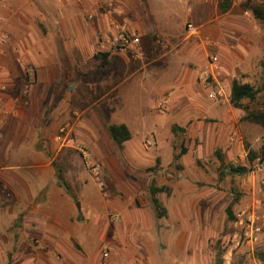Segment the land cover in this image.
<instances>
[{
    "label": "rangeland",
    "instance_id": "1",
    "mask_svg": "<svg viewBox=\"0 0 264 264\" xmlns=\"http://www.w3.org/2000/svg\"><path fill=\"white\" fill-rule=\"evenodd\" d=\"M219 1L0 0L4 11L20 9L14 22L28 31L26 35L35 37L31 28L38 31L47 58L53 55L60 63L51 95L42 99L40 94V105L37 98L29 100L27 86L17 91L20 100L28 99V116L38 124L37 147L49 152L46 156L51 159L53 219L62 221L63 234L53 235L51 241L54 262L76 264L69 256L77 259L83 250L93 252L98 246L96 264H123L117 257L136 251L137 244L145 241L141 234L149 230L156 237L145 245L144 255H150L157 264H164L159 259L217 264L227 251L231 252L232 264H263L256 255L264 253V168L259 160L248 162L244 143L258 152L264 130L240 121L243 111L231 106L229 91L233 80L256 88L264 78V29L246 10L248 2L264 8V0H232L228 13L218 10ZM156 22L168 34L163 40L154 29ZM122 25L138 38V58L134 50L119 43ZM4 33H0V39L5 38L0 47L7 40ZM219 39L227 51L222 56ZM98 51L109 53V65L78 76L76 60L86 63ZM233 52L244 54L235 69L231 64ZM213 56L220 63L214 72L215 81L210 78L206 87L198 77L208 71ZM20 57L17 69L23 77L22 71L33 69L24 56ZM176 78H180V87L167 90ZM153 82L164 84L151 100L145 95L141 100L139 94L125 100L124 91L138 93L141 85L150 88ZM217 84L223 89V98L214 100L209 89ZM243 105L255 113L264 110V99L244 101ZM13 109L19 111L16 103ZM119 124L130 133L121 150L106 132L108 125ZM64 125L71 127L68 137L72 143L68 147L55 142ZM173 127L184 133L175 136ZM181 144L187 152L173 162V147ZM78 148L86 151L87 158ZM217 154L226 164L246 167L248 173L218 182L221 167ZM87 163L99 165L98 175ZM57 171L69 193L58 187ZM151 183L169 189L168 195L157 196L166 210L161 219L156 218L148 199L146 188ZM228 207L232 208L233 220L226 215ZM122 208L127 210L126 245L112 231L120 223ZM248 216L261 242L246 257L240 253V248L247 246L245 241L241 238L236 245L231 237L238 233L242 237L249 229ZM175 241L181 243L182 251L175 248ZM105 245L110 251L106 261L101 257ZM62 246L70 254L61 251ZM14 255L9 256L13 264ZM19 260L15 262L19 264Z\"/></svg>",
    "mask_w": 264,
    "mask_h": 264
},
{
    "label": "crops",
    "instance_id": "2",
    "mask_svg": "<svg viewBox=\"0 0 264 264\" xmlns=\"http://www.w3.org/2000/svg\"><path fill=\"white\" fill-rule=\"evenodd\" d=\"M19 13L20 9L14 7L7 11L0 9V33L6 31L4 34H7L4 47H0V66L3 67L0 72V264H13L9 261L11 254H17L13 256L14 264H17L16 258L20 259L19 264H72L52 260L53 235L62 236L63 234L62 221L53 219L51 159L46 156L49 152L37 147L39 128L35 120L28 116V99L20 100L17 95L19 94L17 91L20 92L22 87L27 86L29 100L37 98V104L40 105L46 95L49 99L56 77L55 70L60 69V63L53 55L50 59L47 58L48 55L42 48L43 37L38 31L31 28L35 37L32 33L26 35L28 31L14 22V17ZM154 29L162 40L167 37L168 34L162 30L159 23L156 22ZM222 43L219 39L217 45L221 56L225 54L224 51L227 52ZM163 45L165 46V41ZM243 50L246 51L244 48ZM15 51L17 55L13 54ZM245 54L248 53L245 52ZM20 55L24 56V61L26 60L33 69L29 72L22 71L25 77H22L17 69L18 62L22 59ZM233 55L231 64L232 69H235L243 61L241 56L244 54L239 55L233 52ZM217 56L220 55L217 54ZM217 56L213 57L216 58L218 66L220 62ZM179 80L180 78L172 79L170 82L172 84L167 90H173L172 87L179 88ZM163 84L164 82L160 86L153 82L150 88L141 85L138 93L133 89L131 92L124 91V98L125 100L127 97L135 99L139 94L141 100L143 95L151 100V96L161 92ZM14 103L18 105L19 111L13 109ZM21 106L23 108H20ZM126 213L127 210L122 208L119 225L112 227V231H115L114 236L125 242V245L127 243L124 233L127 228ZM139 224L140 222L137 223L138 226ZM147 232L148 234H141L145 241L143 245L140 242L137 244L136 251L128 256L121 254L119 255L121 258L117 257L120 263L157 264L150 255H144L145 245L153 243V238L156 237L155 232L149 233V230ZM258 237L261 242V237ZM180 244L178 241L174 242L175 248L182 251L183 246ZM246 244L247 246L240 248V253H246V257H249L253 253L254 245L247 242ZM60 250L70 252L63 246ZM98 252L97 246L93 252L87 253L83 250L77 259L70 256L69 259L76 264H96ZM78 260H81V263H77ZM162 260L164 264H185L179 260L169 262L168 259H159V262L161 263Z\"/></svg>",
    "mask_w": 264,
    "mask_h": 264
},
{
    "label": "trees",
    "instance_id": "3",
    "mask_svg": "<svg viewBox=\"0 0 264 264\" xmlns=\"http://www.w3.org/2000/svg\"><path fill=\"white\" fill-rule=\"evenodd\" d=\"M232 0H220L217 4L218 10L221 13H226L231 8ZM246 10H248L252 17L260 22L264 29V8L260 5H252L250 2L246 4ZM110 63L109 53L106 52H95L88 62L84 63L80 59L76 60V67L78 70V76H83L88 73H91L96 70L106 68ZM264 70V65H261ZM258 98L264 99V78L262 79L258 87H253L247 83H240L237 80H233L230 85L229 91V103L235 109L243 111V116L240 118L241 122H249L261 127L264 130V110L258 111L255 113H250L248 109L243 105L244 101L250 103L256 101ZM106 132L118 150L122 149V146L125 142L130 139V133L127 127L124 124L119 125H108L106 127ZM172 132L177 136L178 132L184 133L183 129L178 127H173ZM178 150V152H176ZM244 150L246 151L248 162L252 163L255 160H259L261 165L264 168V140L258 152H254L250 149L247 143H244ZM187 149L181 144L179 146L173 147V162L177 161L180 157L185 155ZM218 161L220 162V171L217 173L218 182H223L227 177L243 176L248 173V169L243 166H237L232 164H226L221 156L217 154ZM158 163V160H157ZM57 185L60 188H63L65 192L69 193V187L64 181L63 176L59 171L56 174ZM149 202L155 212L157 219H161L166 215V210L163 208L159 202L157 196L159 194H169V189L167 187H156L154 183H151L146 188ZM263 193V209H264V185L262 187ZM226 215L229 219L233 220L232 208L228 207L226 210ZM256 258L264 264V253H258ZM217 264H220V261H217Z\"/></svg>",
    "mask_w": 264,
    "mask_h": 264
},
{
    "label": "built area",
    "instance_id": "4",
    "mask_svg": "<svg viewBox=\"0 0 264 264\" xmlns=\"http://www.w3.org/2000/svg\"><path fill=\"white\" fill-rule=\"evenodd\" d=\"M234 3L235 2L233 1V4ZM87 17L89 19L91 18L90 16H87ZM119 28L121 30V33L119 36V43L122 45L123 48L134 50L135 52L133 53V55L134 57L138 58L141 54L140 51L136 49V46L138 44V38L135 37V34L133 32L129 31L126 25H122ZM188 29L191 33L194 32V29L192 28L191 25H188ZM4 39H5L4 37L1 38L0 43H2ZM208 68H209L208 71L205 70L201 72L198 77L199 78L198 80L206 87L208 86V80L210 78H212L215 81L214 72L218 70L215 57H211L209 59ZM209 97L214 100L223 98V89L220 87V85L217 84L215 88L209 89ZM162 107H165V106H162ZM70 131H71V127L69 125H64L60 127L55 137L56 144H58L60 147H68L72 143V140L68 137ZM77 150L84 158H87V153L84 149L78 148ZM87 166L90 168V171L93 174L98 175L99 169H100L99 165H97L96 163H87ZM247 218H248L247 219L248 223L246 224L249 229L247 231L246 230L244 231L242 237L239 233L234 234L231 237V241H233V243L237 245L239 240L242 238L245 241V243L247 242L248 244L259 245L260 240L258 237V230L252 229V225L254 221H252L253 219L249 218V216ZM242 222H243L242 219L239 220V226H242ZM109 254H110V251L108 247L105 245V247L101 251L102 259L106 261L109 258ZM220 264H232L230 251H227L225 255L222 256V261Z\"/></svg>",
    "mask_w": 264,
    "mask_h": 264
},
{
    "label": "water",
    "instance_id": "5",
    "mask_svg": "<svg viewBox=\"0 0 264 264\" xmlns=\"http://www.w3.org/2000/svg\"><path fill=\"white\" fill-rule=\"evenodd\" d=\"M76 206L78 207V204Z\"/></svg>",
    "mask_w": 264,
    "mask_h": 264
}]
</instances>
